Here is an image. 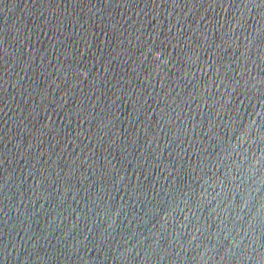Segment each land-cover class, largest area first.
<instances>
[{"label": "water", "instance_id": "95a60500", "mask_svg": "<svg viewBox=\"0 0 264 264\" xmlns=\"http://www.w3.org/2000/svg\"><path fill=\"white\" fill-rule=\"evenodd\" d=\"M0 264H264V0H0Z\"/></svg>", "mask_w": 264, "mask_h": 264}]
</instances>
